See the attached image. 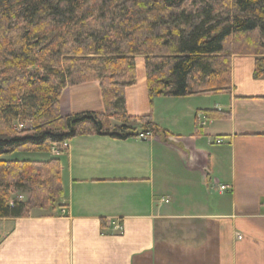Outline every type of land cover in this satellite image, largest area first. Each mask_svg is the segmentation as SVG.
<instances>
[{
    "label": "crops",
    "instance_id": "1",
    "mask_svg": "<svg viewBox=\"0 0 264 264\" xmlns=\"http://www.w3.org/2000/svg\"><path fill=\"white\" fill-rule=\"evenodd\" d=\"M257 57L232 56L229 92L150 103L144 56L137 55L127 113L150 116L162 131L147 139H69L59 157L60 206L0 218V264H264V74L254 76ZM59 110L63 117L104 113L99 82L65 87ZM209 110L230 117L210 119ZM144 125L132 126L140 134Z\"/></svg>",
    "mask_w": 264,
    "mask_h": 264
},
{
    "label": "trees",
    "instance_id": "2",
    "mask_svg": "<svg viewBox=\"0 0 264 264\" xmlns=\"http://www.w3.org/2000/svg\"><path fill=\"white\" fill-rule=\"evenodd\" d=\"M137 55L150 103L229 92L233 55L258 56L254 76L264 74V0H0V218L53 212L63 196L59 157L6 156L45 154L81 135L127 139L139 135L136 122L162 131L150 116L127 113ZM94 81L105 112L63 117V89ZM20 190L28 202L13 199Z\"/></svg>",
    "mask_w": 264,
    "mask_h": 264
},
{
    "label": "built area",
    "instance_id": "3",
    "mask_svg": "<svg viewBox=\"0 0 264 264\" xmlns=\"http://www.w3.org/2000/svg\"><path fill=\"white\" fill-rule=\"evenodd\" d=\"M202 124L204 125L205 123L203 122ZM18 127H19V128H24L25 125H24V123H19V124H18ZM138 137L141 138V139H147V138H149V137H152V132L148 131V132L140 133V134L138 135ZM222 142H223V140L220 139V138L216 140V143H217V144H220V143H222ZM68 147H69V142H68V140H65V141L61 144V146H54V148L52 149L51 152L53 153L54 156H56V157H60V156H62V155L67 151ZM219 189L222 190V191H223V190H226V189H227V186L222 185V186L219 187ZM110 225H111V226L115 229V231H117V232H121V231L123 230V225H122L119 221H117V220H113V221H111V222H110Z\"/></svg>",
    "mask_w": 264,
    "mask_h": 264
},
{
    "label": "rangeland",
    "instance_id": "4",
    "mask_svg": "<svg viewBox=\"0 0 264 264\" xmlns=\"http://www.w3.org/2000/svg\"><path fill=\"white\" fill-rule=\"evenodd\" d=\"M19 124V123H18ZM18 124H17V126H18ZM19 128V127H18ZM21 129V128H20ZM54 148V146L51 148V150H50V152H48V153H42V154H39V156H43V157H54V155H53V153L51 152L52 151V149ZM24 154H26V153H19V156L20 157H22V156H24ZM36 153H34V154H31V155H25V156H27V157H30V158H32V159H34L37 155H35ZM22 155V156H21ZM16 156H17V154H16ZM18 194H21L22 196H23V198H21V200H23V201H25V202H28L29 201V192L27 191V190H23V191H15L14 193H13V195H12V197H15V196H17ZM19 196V195H18ZM31 209H36V208H34V207H30V210ZM43 211H47V212H50V210H48V209H46V210H43Z\"/></svg>",
    "mask_w": 264,
    "mask_h": 264
}]
</instances>
